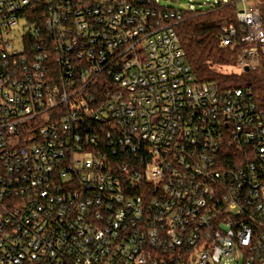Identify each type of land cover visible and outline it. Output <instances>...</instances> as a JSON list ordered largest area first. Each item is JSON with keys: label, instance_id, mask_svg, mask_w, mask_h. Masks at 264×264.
Wrapping results in <instances>:
<instances>
[{"label": "built area", "instance_id": "built-area-1", "mask_svg": "<svg viewBox=\"0 0 264 264\" xmlns=\"http://www.w3.org/2000/svg\"><path fill=\"white\" fill-rule=\"evenodd\" d=\"M240 1L223 45L243 71L264 0ZM183 19L158 0H0V264H264V114L196 82Z\"/></svg>", "mask_w": 264, "mask_h": 264}, {"label": "trees", "instance_id": "trees-1", "mask_svg": "<svg viewBox=\"0 0 264 264\" xmlns=\"http://www.w3.org/2000/svg\"><path fill=\"white\" fill-rule=\"evenodd\" d=\"M237 8L220 2L209 10L184 12L177 29L187 62L200 85L214 83L222 90L249 89L264 114V57L248 71H227L241 58L240 46H224V28L237 26Z\"/></svg>", "mask_w": 264, "mask_h": 264}, {"label": "rangeland", "instance_id": "rangeland-1", "mask_svg": "<svg viewBox=\"0 0 264 264\" xmlns=\"http://www.w3.org/2000/svg\"><path fill=\"white\" fill-rule=\"evenodd\" d=\"M226 3H236V8L241 9L243 4L240 0H158L162 7L173 8L183 12H190L192 10H209L212 7L216 6L217 3L220 2ZM228 72L229 71H239L241 72L240 68L237 66L227 67L225 68ZM243 72V71H242ZM233 264H243V260L241 259L239 263L233 261Z\"/></svg>", "mask_w": 264, "mask_h": 264}, {"label": "water", "instance_id": "water-1", "mask_svg": "<svg viewBox=\"0 0 264 264\" xmlns=\"http://www.w3.org/2000/svg\"><path fill=\"white\" fill-rule=\"evenodd\" d=\"M245 70L248 71L249 69L246 68Z\"/></svg>", "mask_w": 264, "mask_h": 264}]
</instances>
